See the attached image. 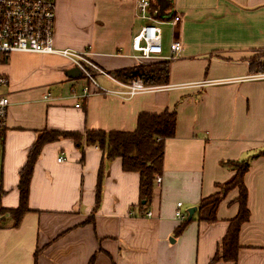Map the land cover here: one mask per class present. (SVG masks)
Returning <instances> with one entry per match:
<instances>
[{"label":"crops","instance_id":"0c3cea01","mask_svg":"<svg viewBox=\"0 0 264 264\" xmlns=\"http://www.w3.org/2000/svg\"><path fill=\"white\" fill-rule=\"evenodd\" d=\"M53 1L56 49L89 51L110 74L140 65L132 59L133 38L144 25L138 0ZM164 13L163 55L170 56L174 39L183 44L170 60L168 83L157 85L168 88L78 101L87 81L80 86L84 77L61 56L15 53L0 64L9 80L0 95L10 100L0 132V264H264V80L250 79L264 71V0H172ZM175 15L180 23L173 29L168 21ZM174 109L176 134L165 142L162 183L154 184L145 207L139 173L124 171L120 158L108 159L98 146L60 138L42 147L28 212L18 223L12 216L20 172L44 132H133L141 114ZM247 159L249 220L240 229L238 259L212 263L238 216L240 190L223 196L214 223L202 219L200 204L223 194L219 186L234 178L227 163ZM179 204L184 215L197 208L192 220L188 212L176 219Z\"/></svg>","mask_w":264,"mask_h":264},{"label":"trees","instance_id":"16d2710c","mask_svg":"<svg viewBox=\"0 0 264 264\" xmlns=\"http://www.w3.org/2000/svg\"><path fill=\"white\" fill-rule=\"evenodd\" d=\"M153 9L159 8L155 1H152ZM169 8L172 5L171 0ZM123 81H130L141 78L145 84L163 85L167 84L170 75V61H161L149 65H139L131 69L119 70L112 73ZM176 109L165 111L162 114H141L138 117L137 128L133 132L124 131H87L81 133H65L58 131L44 132L34 147L31 149L26 165L20 172L19 192L20 204L16 210L11 211L12 216L18 221L28 212V197L30 192V182L36 161L41 153L42 147L60 138L72 139L76 145L81 147L83 142L90 146H98L103 150L110 160L120 158L122 166L126 172H136L140 175V205L145 207L152 200L155 180L163 173L165 142L173 138L176 132ZM250 160L227 163L229 168L236 172L234 178L220 188H224L223 194H216L202 200L200 210L202 219L208 223L217 220V208L223 196L234 188H239L238 198L240 210L238 216L231 221L230 228L221 244V251L213 258L212 263L236 262L239 251V234L241 226L248 222L249 211L247 207V190L244 185V176L250 168ZM218 187V188H219ZM5 214V211H3ZM186 221L177 229L181 233ZM38 251L34 258L37 262ZM93 264V261H91Z\"/></svg>","mask_w":264,"mask_h":264},{"label":"built area","instance_id":"2783aa9c","mask_svg":"<svg viewBox=\"0 0 264 264\" xmlns=\"http://www.w3.org/2000/svg\"><path fill=\"white\" fill-rule=\"evenodd\" d=\"M137 15L144 23L132 41L134 55L132 59L140 64L154 60L170 61L176 58L183 49V44L179 39H174L170 45V56L163 55L162 36L160 27L159 8L153 9L150 0L137 1ZM56 22V8L53 0H0V64L5 63L14 53L57 55L67 59L74 67L78 68L84 79L89 83L82 89V97L90 96V86L98 93L106 95H116L125 98H132L138 94L153 92L167 86H149L143 79H133L129 82H120L113 78L111 74L102 69L91 59L89 51L58 50L54 47V34ZM169 25L175 29L180 23L178 15L171 16ZM106 77L119 87V90H108L100 85L96 77ZM252 80H264V71L250 77ZM8 80L0 76V88L7 85ZM10 101L7 96L0 95V132L5 128L6 117ZM80 107L79 104L76 105ZM63 159H59L61 162ZM157 185H161L162 179L158 176L155 180ZM4 189L0 179V227L4 221L3 196ZM179 204L176 212V219L183 221L184 214ZM151 212L145 216L151 217Z\"/></svg>","mask_w":264,"mask_h":264},{"label":"rangeland","instance_id":"374dc122","mask_svg":"<svg viewBox=\"0 0 264 264\" xmlns=\"http://www.w3.org/2000/svg\"><path fill=\"white\" fill-rule=\"evenodd\" d=\"M163 30L165 31V33H166V35H170L171 33H172V31L170 30V28L168 27V26H164L163 27ZM15 54V53H14ZM161 61H163V60H154V61H152V62H146V63H144L145 65H149V64H156V63H160ZM94 62V61H93ZM72 65V64H71ZM73 66V65H72ZM74 67V66H73ZM74 68H76V67H74ZM76 69H78V68H76ZM79 70V69H78ZM79 72L81 73V71L79 70ZM110 74V73H109ZM112 74V73H111ZM113 75V74H112ZM1 76V75H0ZM81 76L83 77V75H82V73H81ZM5 77V76H4ZM7 80H8V78L7 77H5ZM96 79H97V81L99 82V78L98 77H96ZM8 82H9V80H8ZM81 82L82 83H80V86H82L83 85V83H85L86 84V80H84V79H82L81 80ZM7 85H8V83H7ZM149 86H157V85H150V84H148ZM87 86H89V83L87 84ZM86 87V86H85ZM83 90V89H82ZM90 91H91V94H90V96L89 97H87V98H84V97H82V94L80 95V97L78 98V101H84V100H87V99H89L90 97H92V96H94V95H100L101 93H98L97 91H96V89L95 88H93V87H91L90 86ZM10 101V100H9ZM79 105H80V107H81V103H78ZM10 107V106H9ZM79 107V108H80ZM9 109V108H8ZM7 118V117H6ZM6 125V124H5ZM1 179V178H0ZM3 184V183H2ZM224 192V188L222 187L221 188V193H223ZM5 196V195H4ZM4 196H3V200H4ZM3 211H5V209H4V207H3ZM185 213V217H187V212H184ZM5 217V216H4ZM2 225H3V223H2ZM2 227V226H1Z\"/></svg>","mask_w":264,"mask_h":264},{"label":"water","instance_id":"95a60500","mask_svg":"<svg viewBox=\"0 0 264 264\" xmlns=\"http://www.w3.org/2000/svg\"><path fill=\"white\" fill-rule=\"evenodd\" d=\"M171 2H172V0H171ZM157 3H158L157 5L159 7L160 14L162 16H164V14H165L164 12L167 9L170 1L169 0H158ZM74 72L78 73V76L81 77V73L77 69ZM196 211H197L196 207L191 208V209H189L187 211L188 212V220L189 221L192 220V218H193L194 214L196 213Z\"/></svg>","mask_w":264,"mask_h":264}]
</instances>
